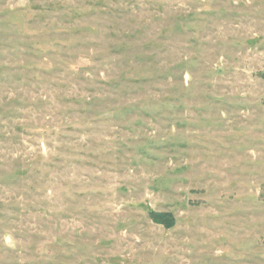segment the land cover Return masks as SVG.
Listing matches in <instances>:
<instances>
[{"label":"rangeland","instance_id":"rangeland-1","mask_svg":"<svg viewBox=\"0 0 264 264\" xmlns=\"http://www.w3.org/2000/svg\"><path fill=\"white\" fill-rule=\"evenodd\" d=\"M0 264H264V0H0Z\"/></svg>","mask_w":264,"mask_h":264}]
</instances>
